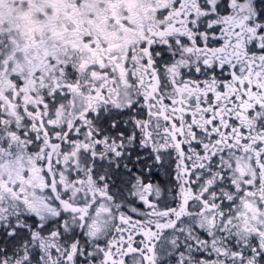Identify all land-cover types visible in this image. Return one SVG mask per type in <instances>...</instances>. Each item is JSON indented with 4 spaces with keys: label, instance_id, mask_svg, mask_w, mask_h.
<instances>
[{
    "label": "snow or ice",
    "instance_id": "snow-or-ice-1",
    "mask_svg": "<svg viewBox=\"0 0 264 264\" xmlns=\"http://www.w3.org/2000/svg\"><path fill=\"white\" fill-rule=\"evenodd\" d=\"M0 264H264V0H0Z\"/></svg>",
    "mask_w": 264,
    "mask_h": 264
}]
</instances>
